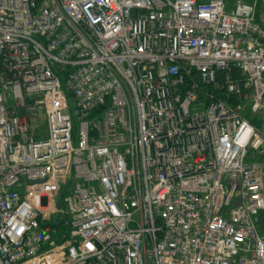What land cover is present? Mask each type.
<instances>
[{
    "label": "built area",
    "instance_id": "1",
    "mask_svg": "<svg viewBox=\"0 0 264 264\" xmlns=\"http://www.w3.org/2000/svg\"><path fill=\"white\" fill-rule=\"evenodd\" d=\"M260 2L0 0V264H264Z\"/></svg>",
    "mask_w": 264,
    "mask_h": 264
},
{
    "label": "rangeland",
    "instance_id": "2",
    "mask_svg": "<svg viewBox=\"0 0 264 264\" xmlns=\"http://www.w3.org/2000/svg\"><path fill=\"white\" fill-rule=\"evenodd\" d=\"M201 1H206V0H201ZM236 1H238V0H225V2L227 3L228 6H232ZM254 1L258 2V0H254Z\"/></svg>",
    "mask_w": 264,
    "mask_h": 264
},
{
    "label": "trees",
    "instance_id": "3",
    "mask_svg": "<svg viewBox=\"0 0 264 264\" xmlns=\"http://www.w3.org/2000/svg\"><path fill=\"white\" fill-rule=\"evenodd\" d=\"M245 1H250V2H253L254 0H245ZM260 2V0L257 2L258 3V6H261V2Z\"/></svg>",
    "mask_w": 264,
    "mask_h": 264
},
{
    "label": "water",
    "instance_id": "4",
    "mask_svg": "<svg viewBox=\"0 0 264 264\" xmlns=\"http://www.w3.org/2000/svg\"><path fill=\"white\" fill-rule=\"evenodd\" d=\"M60 206H61V199L59 197V199H58V207H60Z\"/></svg>",
    "mask_w": 264,
    "mask_h": 264
}]
</instances>
